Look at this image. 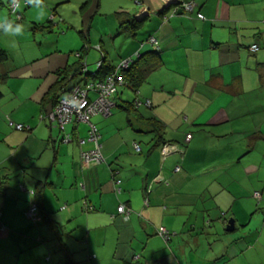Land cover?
<instances>
[{
  "label": "crops",
  "instance_id": "0c3cea01",
  "mask_svg": "<svg viewBox=\"0 0 264 264\" xmlns=\"http://www.w3.org/2000/svg\"><path fill=\"white\" fill-rule=\"evenodd\" d=\"M122 1L126 7L112 0L114 13H126L141 29L131 37L115 19L118 34L125 33L132 45L120 60L149 51L141 48L151 36L163 65L132 99L140 102V114L113 116L112 110L90 118L99 136L100 164L81 161L83 152L94 149L89 124L70 123L59 131L48 120L54 107L43 104L56 72L76 63L77 55L71 61L48 43L0 62V76L7 75L0 83V181L6 189L0 196V264H213L220 257L226 261V253L250 264L259 257L257 249L241 256L213 249V220L200 211L218 190L223 230L232 218L235 226V215L226 211L232 199L226 183L237 165L256 178L262 190L254 193L264 198V106L260 100L251 108L246 103L264 92V0H174L178 4L168 8L169 0ZM190 1L195 11L186 14L179 5ZM0 25L6 21L0 19ZM3 31L0 27V37L8 38H0V51L23 49L20 37ZM120 91L118 99L126 92ZM112 102L115 109L122 105L116 97ZM148 119L161 127L157 144ZM18 125L24 130L16 131ZM64 136L72 142L63 144ZM161 146L173 151L163 155ZM31 203L39 208L34 222L25 214ZM121 206L124 213L117 212ZM257 220L260 241L264 217ZM49 222L62 230L60 241ZM160 229L169 240L160 237Z\"/></svg>",
  "mask_w": 264,
  "mask_h": 264
},
{
  "label": "rangeland",
  "instance_id": "374dc122",
  "mask_svg": "<svg viewBox=\"0 0 264 264\" xmlns=\"http://www.w3.org/2000/svg\"><path fill=\"white\" fill-rule=\"evenodd\" d=\"M7 1L0 0V3H2V6H0V17L6 16L9 19H4L6 24L12 22L13 28L17 24L24 25L22 34L17 36L21 38L23 49L16 50L13 53L10 50L11 53H8L10 58H12L11 54L16 59L23 58V56L30 55L34 48L40 44L53 43L54 52L64 53V56L68 55L69 60L71 59L72 61L76 58L77 51H80L84 46L86 48L83 51L85 53L84 63L87 65L88 70L94 71L102 56L106 58L112 67H119L123 62L120 58L125 56L128 47L132 46L131 39H128L125 33L120 32L118 34L119 25L117 26L114 23L117 13H114V9L110 5L112 0H89V4L84 11L81 10V7L86 0H36L35 4H30L29 7H27L25 0H21L19 12L22 16L19 23L15 21V17L10 18L6 8ZM118 3L126 7V3L122 0H118ZM48 21L51 22L47 23ZM34 24H45L49 28L45 30L46 32L31 31ZM139 28L141 29V26ZM82 34L86 35V39L82 38ZM5 37L8 38L3 35L0 38L6 41ZM7 48H11V44H8ZM144 48L151 49L152 47L146 43L141 49ZM86 60H88L87 63ZM121 96L119 98L120 101H130L135 97V94L126 90V92H122ZM258 100L264 106V92L259 91L255 95L247 97V108H251V105L254 106ZM120 112H122L121 109L114 108L112 115L114 116ZM260 117L264 122V107L261 109ZM262 128L264 129V124H262ZM257 151L261 152V147H258ZM252 157H245L241 160H245L243 163H246ZM241 169V165L231 169L228 182L226 183L228 187L226 189L232 196L226 211L236 217L235 231L226 233L221 224L223 218L220 216L218 218L217 214L220 212L216 208L215 203L218 190H214L213 198L209 195L205 198L203 201L204 210L200 212L204 217H210L213 220L214 239L209 243L213 245L215 251L220 250L223 254L227 251L235 252L241 256L243 252L250 251L252 247L258 250L257 254L259 257H252L254 261H251L250 264L257 261L259 262L256 264H264V240H256L257 232L262 227L257 219L263 218V214H260V212L264 211V198L261 197L262 199L259 201L253 197L254 191L259 192L262 188L260 184L255 182L256 178L247 177L246 174L241 173ZM225 179L223 175L221 180ZM260 181L264 184V170ZM226 211H222V214ZM255 211L257 213L252 216ZM197 214L199 215V212ZM232 219L235 220V218ZM239 222L244 224L239 225ZM246 228L248 230L244 231ZM66 242L69 243L67 240ZM170 247L172 249V246ZM208 249L210 250V248L205 247L204 250L208 252ZM224 257L227 260V264H230L231 261H234L233 264H241L239 260H236L237 256L232 260L230 253H226Z\"/></svg>",
  "mask_w": 264,
  "mask_h": 264
},
{
  "label": "trees",
  "instance_id": "16d2710c",
  "mask_svg": "<svg viewBox=\"0 0 264 264\" xmlns=\"http://www.w3.org/2000/svg\"><path fill=\"white\" fill-rule=\"evenodd\" d=\"M19 2L18 8L20 6L21 0H17ZM12 0L7 1V12L10 16V18H16L15 21L17 23L20 22L21 20V14L17 11L12 14L9 6L11 4ZM27 7L30 6V4L27 3V0H25ZM190 2H185V3H191ZM194 3V2H192ZM89 4V0H86V2L82 5L81 10L84 11V9L87 8ZM0 6H2V3H0ZM197 14V13H196ZM196 16V15H195ZM115 17L119 20V27L124 30H128L130 33V36L134 37L136 32L139 30L140 26H136L135 21H132L126 13L124 12H119L115 15ZM51 21H48L47 23H50ZM49 26L45 24H34L33 28H31V31H45L48 29ZM46 32V31H45ZM83 39H86V35L82 34L81 35ZM151 37V36H150ZM148 37L147 39H149ZM151 49L143 54L137 55L135 58H130L127 61L130 62L129 66L126 69H120L119 70V76L122 79V84L117 86L116 93L112 95L111 101L117 98L118 102L120 99H118V95H120L121 91L120 90H128L131 91L132 93L136 94L141 86L145 84L149 77L158 71L162 65L163 62L158 54L160 51H155L153 46L151 45ZM86 48L83 46L82 49L76 53L78 61L76 63H73L69 66H66L63 69H60L59 71L56 72L57 79L54 82V84L50 88V92H48L45 95V98L43 99V104H51L53 107H55L56 102L58 99L61 97V95L70 90L72 87L76 86L78 83L82 81H86V77H90L93 80H103L106 76L111 74L116 68L111 67L109 64L106 65L105 57L102 56L100 59L96 69L94 71H90L87 68V65L84 63V57H83V51H85ZM9 60V55L5 51H0V62L1 63H6ZM118 68V67H117ZM7 79V75L3 74L0 76V83L4 82ZM90 99L93 100L95 95L93 93L90 94ZM45 100V101H44ZM113 103V102H112ZM122 105H116L119 109L122 111L126 112L127 114H135L138 115L140 114L139 112V106H134L135 103L140 104V102L136 99L132 101H121ZM115 107V104L113 103V109ZM112 109V110H113ZM146 124L152 126L154 131L158 134L157 136V142L161 139L160 131L161 127L158 125V122L153 121L152 119H148L144 121ZM89 131V130H88ZM88 134V133H87ZM4 181H0V196H3L6 192V189L3 187ZM34 206L35 207V216L34 218H28L27 217V211L29 210L30 207ZM118 212V209H117ZM26 217L28 220L34 222L38 218L39 215V208L37 204L31 203L29 204V207L27 208L26 212ZM264 217V213H263ZM49 225L51 229L55 232L56 234V240L58 239L60 241V237L63 235L62 230L58 227L57 224L52 225L51 222H49ZM159 234V231H158ZM61 235V236H59ZM58 237V238H57ZM164 240H167V238L163 237L160 235ZM170 238V235L168 234V240ZM167 242V241H166ZM48 261V259H46ZM226 260V259H225ZM67 264H70L67 262ZM213 264H227V260L223 261V257L218 258Z\"/></svg>",
  "mask_w": 264,
  "mask_h": 264
},
{
  "label": "built area",
  "instance_id": "2783aa9c",
  "mask_svg": "<svg viewBox=\"0 0 264 264\" xmlns=\"http://www.w3.org/2000/svg\"><path fill=\"white\" fill-rule=\"evenodd\" d=\"M19 2L13 4L11 2L9 9L12 14L17 11ZM179 7L186 13L192 14L195 11L194 3H181ZM197 19L203 20L204 17L201 14H196ZM150 45L153 46L154 50L159 51V46L156 40L153 37H150L147 41ZM251 52L257 51V46H252L250 48ZM130 62H122L118 68H116L111 74L106 76L103 80H93L90 77H86V81L78 83L76 86L72 87L70 90L64 92L58 101L55 104L52 112L48 115V120L51 124H54L59 131H63L64 126L70 123H86L89 124L88 131V141L94 143V149L83 152L81 154V161L84 166L98 165L102 162V158L99 152L98 146V134L95 127L89 123V120L92 116L102 115L104 117L108 116L113 109V104L111 102V97L116 93L117 86L122 84V79L119 76V70L126 69L129 66ZM95 95L94 99H90V94ZM146 107L149 106V102L144 104ZM134 106H139L138 103H135ZM16 131H23V126H16ZM190 136H187L189 139ZM63 144H69L72 142L70 136H64L61 138ZM81 144L84 141H80ZM136 152H139L140 149L137 145L134 146ZM160 152L163 155H167L172 152L173 149H170L166 146H161ZM178 170V169H177ZM253 197L259 200V193H254ZM35 207L32 206L27 211L28 218H34L35 216ZM119 213H124V208L121 206L118 208ZM159 235L168 239V233L160 229Z\"/></svg>",
  "mask_w": 264,
  "mask_h": 264
},
{
  "label": "clouds",
  "instance_id": "9594fccd",
  "mask_svg": "<svg viewBox=\"0 0 264 264\" xmlns=\"http://www.w3.org/2000/svg\"><path fill=\"white\" fill-rule=\"evenodd\" d=\"M36 0H27L28 4H35ZM12 3L15 5L17 4V0H12ZM43 15V14H41ZM0 19H6L9 20L6 16ZM0 27L4 28V33L6 35H12V36H18L21 35L23 30H24V25L22 24H17L15 28L12 27V22L7 23L6 25H0Z\"/></svg>",
  "mask_w": 264,
  "mask_h": 264
},
{
  "label": "water",
  "instance_id": "95a60500",
  "mask_svg": "<svg viewBox=\"0 0 264 264\" xmlns=\"http://www.w3.org/2000/svg\"><path fill=\"white\" fill-rule=\"evenodd\" d=\"M171 4H178V1H174V0H169L166 4H165V7H169V5ZM235 229V226H234V220L230 219L228 220L227 224H226V227H225V232L226 233H232Z\"/></svg>",
  "mask_w": 264,
  "mask_h": 264
},
{
  "label": "bare ground",
  "instance_id": "6f19581e",
  "mask_svg": "<svg viewBox=\"0 0 264 264\" xmlns=\"http://www.w3.org/2000/svg\"><path fill=\"white\" fill-rule=\"evenodd\" d=\"M112 102V101H111ZM113 104V103H112ZM189 136V135H188ZM186 139H187V136H186ZM188 140V139H187Z\"/></svg>",
  "mask_w": 264,
  "mask_h": 264
}]
</instances>
